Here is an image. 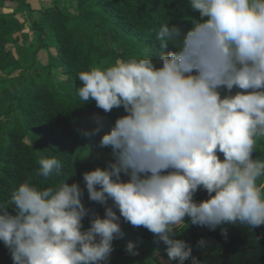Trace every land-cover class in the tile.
I'll return each instance as SVG.
<instances>
[{
  "label": "clouds",
  "instance_id": "clouds-1",
  "mask_svg": "<svg viewBox=\"0 0 264 264\" xmlns=\"http://www.w3.org/2000/svg\"><path fill=\"white\" fill-rule=\"evenodd\" d=\"M189 3L201 17L190 31L169 23L158 30L162 66L152 58L117 59L78 73L81 101L126 113L99 141L112 160L83 173L84 188L68 179L55 188L19 185L10 200L16 214L0 205V241L13 264H106L123 235L121 217L150 231L178 264H200L175 238L186 217L210 230L264 225V158L253 159L264 138V0ZM168 43L177 51L165 52ZM39 165L45 178L61 169L55 157ZM85 189L105 208L87 229ZM201 189L208 198L196 201ZM135 248L126 245L132 255Z\"/></svg>",
  "mask_w": 264,
  "mask_h": 264
},
{
  "label": "trees",
  "instance_id": "trees-1",
  "mask_svg": "<svg viewBox=\"0 0 264 264\" xmlns=\"http://www.w3.org/2000/svg\"><path fill=\"white\" fill-rule=\"evenodd\" d=\"M31 2L0 0V205L12 215L16 210L11 195L24 181L55 188L68 179L84 188L83 173L112 160L111 149L99 147V141L126 113L122 107L105 113L95 101H81L78 73L106 68L117 59L152 58L160 67L161 25L174 24L186 34L201 20L189 0H55L46 9H34ZM42 51L48 54L45 65L38 61ZM164 51L177 49L168 43ZM99 123L103 124L99 134L84 135ZM51 157L60 161L61 169L45 178L39 174V161ZM261 158L264 138L257 139L253 152V159ZM207 198L202 189L194 197ZM83 203L87 229L92 219L103 218L105 208L90 201L86 189ZM120 224L123 235L112 242L110 264H178L169 260L167 246L157 243L146 228L132 226L122 217ZM178 231L175 238L192 248L200 264H240L242 259L243 264H264V225L227 223L210 230L192 225L186 217ZM129 242L136 245L137 255L126 251ZM249 247L256 249L244 255ZM0 264H13L2 241ZM185 264H192L191 259Z\"/></svg>",
  "mask_w": 264,
  "mask_h": 264
},
{
  "label": "rangeland",
  "instance_id": "rangeland-1",
  "mask_svg": "<svg viewBox=\"0 0 264 264\" xmlns=\"http://www.w3.org/2000/svg\"><path fill=\"white\" fill-rule=\"evenodd\" d=\"M32 2V6L34 7V9H46L48 7H50L53 4V1L55 0H31ZM38 61L42 62L44 65L48 63V54L45 51H42L39 53L38 56ZM18 75V74H16ZM106 264H110L108 261L106 262ZM112 264V263H111Z\"/></svg>",
  "mask_w": 264,
  "mask_h": 264
},
{
  "label": "water",
  "instance_id": "water-1",
  "mask_svg": "<svg viewBox=\"0 0 264 264\" xmlns=\"http://www.w3.org/2000/svg\"><path fill=\"white\" fill-rule=\"evenodd\" d=\"M263 245H264V243H263ZM255 249H256V248H254V247L245 248V250H244V255L246 254L247 250H255ZM240 264H243V259H242V261H241Z\"/></svg>",
  "mask_w": 264,
  "mask_h": 264
}]
</instances>
